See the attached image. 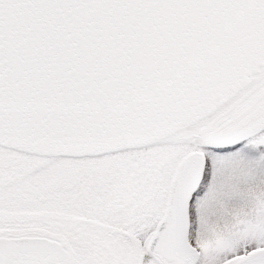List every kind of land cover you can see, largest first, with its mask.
Masks as SVG:
<instances>
[{
  "label": "snow or ice",
  "instance_id": "6c2138e0",
  "mask_svg": "<svg viewBox=\"0 0 264 264\" xmlns=\"http://www.w3.org/2000/svg\"><path fill=\"white\" fill-rule=\"evenodd\" d=\"M0 264H264V0H0Z\"/></svg>",
  "mask_w": 264,
  "mask_h": 264
}]
</instances>
